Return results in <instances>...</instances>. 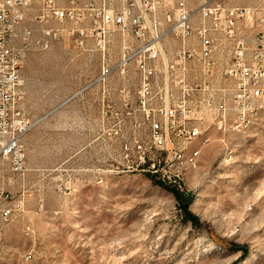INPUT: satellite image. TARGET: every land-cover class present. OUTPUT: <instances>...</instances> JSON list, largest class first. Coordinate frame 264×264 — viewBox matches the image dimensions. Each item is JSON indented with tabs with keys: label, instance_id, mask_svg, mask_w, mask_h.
Returning a JSON list of instances; mask_svg holds the SVG:
<instances>
[{
	"label": "rangeland",
	"instance_id": "1",
	"mask_svg": "<svg viewBox=\"0 0 264 264\" xmlns=\"http://www.w3.org/2000/svg\"><path fill=\"white\" fill-rule=\"evenodd\" d=\"M42 1L29 11L34 32L21 71L20 107L34 121L22 138L27 169L13 172L0 158V188L11 195L0 202L13 208L0 264H264V107L226 132L215 128L212 109L205 116L210 140L203 134L193 143L202 149L196 165L153 168L166 152L153 147L143 160L134 147L136 140L152 145L135 68L127 77L132 115L124 93L113 90L118 74L105 88L93 84L103 52L112 63L118 58L122 33L111 32L105 50L96 39L80 46L75 36L42 48L36 41L46 25L32 20Z\"/></svg>",
	"mask_w": 264,
	"mask_h": 264
},
{
	"label": "built area",
	"instance_id": "2",
	"mask_svg": "<svg viewBox=\"0 0 264 264\" xmlns=\"http://www.w3.org/2000/svg\"><path fill=\"white\" fill-rule=\"evenodd\" d=\"M32 4L0 0V158L17 173L27 169L22 138L34 125L20 107L21 71L34 32L27 24ZM32 20L46 25L36 41L42 48L75 36L80 46L96 39L105 50L107 36L122 33L118 58L112 63L103 52L93 83L105 88L115 74L126 80L135 68L136 102L151 124L152 145L136 140L134 147L143 160L153 147L166 152L153 168L164 164L181 172L180 163L196 165L202 149L189 162H178L179 150L208 134L205 116L212 109L215 128L226 132L233 123L239 127L250 106L264 104V0L253 6L225 0H201L196 6L188 0H70L67 5L43 0ZM118 90L124 93L126 115H132L133 98L127 93L133 87ZM10 197L0 188V200ZM12 219L13 208L0 202V255L1 234Z\"/></svg>",
	"mask_w": 264,
	"mask_h": 264
},
{
	"label": "bare ground",
	"instance_id": "3",
	"mask_svg": "<svg viewBox=\"0 0 264 264\" xmlns=\"http://www.w3.org/2000/svg\"><path fill=\"white\" fill-rule=\"evenodd\" d=\"M264 107V104H258L257 106H250V109L254 108H261ZM203 134H200V137ZM208 138H206L207 140ZM195 142V141H194ZM194 142L188 143L185 148H180L179 154H178V162H189L191 159V155H194L195 153H198L201 149L199 145H193ZM200 155V154H199ZM184 168H187V163H180V170H183Z\"/></svg>",
	"mask_w": 264,
	"mask_h": 264
},
{
	"label": "crops",
	"instance_id": "4",
	"mask_svg": "<svg viewBox=\"0 0 264 264\" xmlns=\"http://www.w3.org/2000/svg\"><path fill=\"white\" fill-rule=\"evenodd\" d=\"M89 40V39H88ZM87 40V41H88ZM99 74H100V71H99ZM99 74H98V76H99ZM130 74H131V72H130ZM130 74L128 75V76H130ZM119 75V74H118ZM97 76V77H98ZM96 77V78H97ZM119 77H121V76H119ZM96 80V79H95ZM122 82L121 83H119V84H117V86L113 89V90H115V91H119L118 90V88L119 87H121V86H126V85H128L127 84V79L126 80H123L122 78L120 79ZM94 85H96L97 86V88H99L100 89V87L102 86V84L101 83H99V82H95V83H93ZM88 85H86V84H79L78 85V89H77V93L79 94V93H82V92H84V91H86L89 87H87Z\"/></svg>",
	"mask_w": 264,
	"mask_h": 264
},
{
	"label": "trees",
	"instance_id": "5",
	"mask_svg": "<svg viewBox=\"0 0 264 264\" xmlns=\"http://www.w3.org/2000/svg\"><path fill=\"white\" fill-rule=\"evenodd\" d=\"M173 192L176 194L177 197H180V196H181V193H180L179 191H177V190L174 189ZM182 206H183V208H184L186 214L189 216V218H190L193 222H198L197 217H196L195 215H193V214L189 211L188 206H187L186 204H184V203H182Z\"/></svg>",
	"mask_w": 264,
	"mask_h": 264
}]
</instances>
